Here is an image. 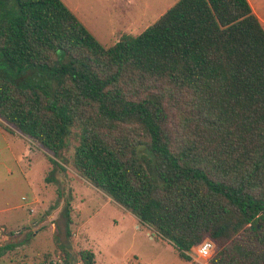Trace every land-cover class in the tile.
<instances>
[{
  "label": "trees",
  "instance_id": "trees-1",
  "mask_svg": "<svg viewBox=\"0 0 264 264\" xmlns=\"http://www.w3.org/2000/svg\"><path fill=\"white\" fill-rule=\"evenodd\" d=\"M0 120L55 156L75 139L80 176L182 259L210 239L209 264H264V26L249 0H180L112 47L62 0L0 5Z\"/></svg>",
  "mask_w": 264,
  "mask_h": 264
},
{
  "label": "rangeland",
  "instance_id": "rangeland-1",
  "mask_svg": "<svg viewBox=\"0 0 264 264\" xmlns=\"http://www.w3.org/2000/svg\"><path fill=\"white\" fill-rule=\"evenodd\" d=\"M62 1L112 47L123 35L142 34L180 0ZM249 2L264 26V0ZM0 5L8 12L15 0ZM18 134L0 130V248L16 245L0 264H83L84 250L96 264H209L194 259L195 249L192 261L182 259L173 244L82 178L73 163L75 139L55 156Z\"/></svg>",
  "mask_w": 264,
  "mask_h": 264
},
{
  "label": "clouds",
  "instance_id": "clouds-1",
  "mask_svg": "<svg viewBox=\"0 0 264 264\" xmlns=\"http://www.w3.org/2000/svg\"><path fill=\"white\" fill-rule=\"evenodd\" d=\"M213 245L209 241L203 242L199 247H198V255L197 257H194V259H198L199 257H211L213 252Z\"/></svg>",
  "mask_w": 264,
  "mask_h": 264
},
{
  "label": "built area",
  "instance_id": "built-area-1",
  "mask_svg": "<svg viewBox=\"0 0 264 264\" xmlns=\"http://www.w3.org/2000/svg\"><path fill=\"white\" fill-rule=\"evenodd\" d=\"M205 241H209V242L212 243V245H213L212 252H213V254H214V253L216 252V245H215V243H214L212 240H210V239H206ZM205 241H204V242H205ZM198 247H199V246H198ZM198 247L195 248L197 255H198V252H197ZM213 254H212V256H213ZM212 256H211V257H212ZM211 257H199V258H200V259H210Z\"/></svg>",
  "mask_w": 264,
  "mask_h": 264
},
{
  "label": "crops",
  "instance_id": "crops-1",
  "mask_svg": "<svg viewBox=\"0 0 264 264\" xmlns=\"http://www.w3.org/2000/svg\"><path fill=\"white\" fill-rule=\"evenodd\" d=\"M0 125H2V120H1V123H0ZM3 129V127L2 126H0V130L3 132V131H5L4 129ZM6 132V131H5ZM8 133V132H7ZM8 134H10V135H12V136H16L15 135V133L14 134H11V133H8ZM21 134H18V136H20ZM22 136V135H21ZM25 198V197H24ZM24 198H23V200H24ZM33 198V197H32ZM8 223H3L1 226H4V225H7ZM8 226V225H7Z\"/></svg>",
  "mask_w": 264,
  "mask_h": 264
}]
</instances>
